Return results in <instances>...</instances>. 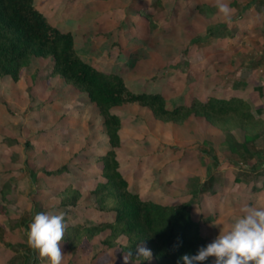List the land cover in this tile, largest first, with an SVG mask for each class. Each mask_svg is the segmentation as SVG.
Returning <instances> with one entry per match:
<instances>
[{
  "label": "rangeland",
  "instance_id": "1",
  "mask_svg": "<svg viewBox=\"0 0 264 264\" xmlns=\"http://www.w3.org/2000/svg\"><path fill=\"white\" fill-rule=\"evenodd\" d=\"M198 1L34 0L52 24L72 32L84 60L120 74L132 90L161 92L168 106L220 92L225 74L259 37H239L234 59L219 52L229 39L217 29V38L210 40L208 28L224 18L219 12L204 16ZM228 7L237 16L240 9ZM51 63L52 58L33 57L17 80L0 76V264H49L27 245L25 229L37 213H63L67 224L114 216L90 193L105 180L100 157L110 144L102 116L85 92L49 74ZM112 109L121 119L115 150L128 187L163 204L189 201L208 244L231 226L244 205L264 207V187L258 188L264 174L261 180L238 179L248 163L264 166V137L255 140L250 161L234 165L228 160L236 156L222 144L223 132L203 116L190 115L178 124L156 119L138 103ZM234 135L243 140L242 129ZM63 167L61 173H49ZM210 174L217 176L212 186L195 192ZM67 184L81 193L75 205L61 202L59 191ZM108 233H97L77 249L61 241L62 264H136L125 260L119 246L103 242ZM117 240L124 242L125 236Z\"/></svg>",
  "mask_w": 264,
  "mask_h": 264
},
{
  "label": "trees",
  "instance_id": "2",
  "mask_svg": "<svg viewBox=\"0 0 264 264\" xmlns=\"http://www.w3.org/2000/svg\"><path fill=\"white\" fill-rule=\"evenodd\" d=\"M252 1L257 4L264 2ZM196 7L209 17L216 11L215 3L198 2ZM220 27L226 29L227 25L224 23ZM208 32L213 34L214 29L208 28ZM229 33L233 34L234 30L230 29ZM33 57L52 58L49 74L61 75L66 83L85 92L96 104L110 144L100 157L101 175L105 180L90 193L100 209L114 211V216L94 223L77 221L68 224L62 242L77 249L84 240L89 241L92 236L108 229L103 242L108 246H119L121 252L136 264H150L151 259L154 264H183L180 259L183 255H195L201 247L207 246L199 221L191 214L189 201L163 204L145 199L128 187V181L119 169L115 150L121 141V119L112 108L124 103H138L149 108L156 119L178 124L190 115L203 116L223 132L222 144L236 156L228 160L234 165L246 164L255 155L254 142L264 130V118L257 116L249 102L236 94L227 98L210 94L205 99L194 97L188 103L168 106L161 92L132 90L120 74L100 70L84 60L75 49L72 32L52 24L34 0H0V76L17 80ZM260 57L253 60V65L259 62ZM235 129H242V141L235 137ZM258 165L248 163L242 167L238 179L246 182L261 180L259 176L264 174V166L259 169ZM64 169L49 173H61ZM216 178L210 174L194 191H206ZM261 181L263 185L258 188L262 189L264 180ZM80 195L79 189L72 184L59 191L64 206L75 205ZM121 235L125 236L124 242L117 240ZM137 245L150 249L151 259L138 257ZM201 264H212L211 257Z\"/></svg>",
  "mask_w": 264,
  "mask_h": 264
},
{
  "label": "clouds",
  "instance_id": "3",
  "mask_svg": "<svg viewBox=\"0 0 264 264\" xmlns=\"http://www.w3.org/2000/svg\"><path fill=\"white\" fill-rule=\"evenodd\" d=\"M215 6L224 22L231 23V10L224 0H215ZM240 212L230 227L221 229L219 235L197 254L183 255L180 258L183 264H201L209 257L215 258V264H264V207L244 205ZM67 227L63 213H37L25 229L27 245L49 264H62L64 255L60 242ZM137 256L151 259L152 252L137 245Z\"/></svg>",
  "mask_w": 264,
  "mask_h": 264
},
{
  "label": "crops",
  "instance_id": "4",
  "mask_svg": "<svg viewBox=\"0 0 264 264\" xmlns=\"http://www.w3.org/2000/svg\"><path fill=\"white\" fill-rule=\"evenodd\" d=\"M200 2L213 4L215 0H201ZM228 5L234 6V8L237 7L240 11L237 12V16H235V14L231 16V23L222 22L213 28L215 33L212 34L213 37H211L210 40L214 41L217 38L216 33L218 31H223L225 35L224 38L229 39L230 42V45L228 44L225 47L222 46L218 48V51L233 57V49L239 46V37L244 41L255 34L257 35V33H259V37L254 44L255 46L250 45L249 50H246L243 61L240 62L236 68H232L225 74L222 86H219L218 89L220 92L212 94L226 98L233 94L239 95L249 102L251 110L257 116L264 118V2L257 4L252 0H231ZM217 12L218 9L216 7V11L212 16L209 17L205 14L204 16L212 18ZM235 20H237V22H234ZM224 23L227 25L226 29L220 27ZM230 29L234 30L233 34L229 33ZM258 56H261L259 62L253 65V60ZM231 62H234L232 58L229 64ZM240 69L243 71L239 72ZM257 71L258 75L256 73ZM237 73H242V75L238 76ZM236 78H240L242 81L236 80ZM241 85L243 86L240 87ZM222 90L224 93H222ZM241 90H243V94H240L239 91ZM261 137H264V130L261 133L260 138Z\"/></svg>",
  "mask_w": 264,
  "mask_h": 264
}]
</instances>
